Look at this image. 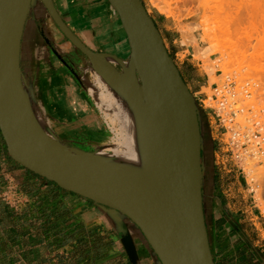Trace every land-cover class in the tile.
<instances>
[{"label":"crops","instance_id":"0c3cea01","mask_svg":"<svg viewBox=\"0 0 264 264\" xmlns=\"http://www.w3.org/2000/svg\"><path fill=\"white\" fill-rule=\"evenodd\" d=\"M52 1L90 51L113 58L116 62L109 64L121 63L117 73L125 72L131 62L123 64L130 55L128 42L107 0ZM46 13L39 0H32L19 45L21 85L38 105L48 135L86 152L91 139L103 136V121L90 112L89 94L83 88L74 93L70 73L57 67L47 43L58 35ZM201 142L202 206L214 264H264L263 222L247 182L238 167L220 172L202 134ZM0 264L160 262L128 218L25 169L9 156L0 133Z\"/></svg>","mask_w":264,"mask_h":264},{"label":"water","instance_id":"95a60500","mask_svg":"<svg viewBox=\"0 0 264 264\" xmlns=\"http://www.w3.org/2000/svg\"><path fill=\"white\" fill-rule=\"evenodd\" d=\"M39 1L70 44L93 61L95 53L66 26L53 1ZM107 1L126 34L140 85L138 104L156 166L153 192L81 161L72 148L42 131L20 105L14 77L20 73V38L32 0H0V133L7 152L59 188L128 218L160 264H214L202 206V142L195 100L141 0Z\"/></svg>","mask_w":264,"mask_h":264},{"label":"rangeland","instance_id":"374dc122","mask_svg":"<svg viewBox=\"0 0 264 264\" xmlns=\"http://www.w3.org/2000/svg\"><path fill=\"white\" fill-rule=\"evenodd\" d=\"M141 2L155 22L163 44L182 75L196 105L197 99H202L204 94L211 95L212 84L221 85L227 77L237 83L244 79L257 80L260 88L264 90V0H141ZM166 2L170 4V10L175 17L160 12L159 7ZM46 15L49 17L47 13ZM49 19L51 20L50 17ZM180 28L192 32L195 42L181 36ZM205 28L210 31L205 32ZM54 32L58 35V40L54 37L55 41L53 43L50 41L47 45L56 54L57 67L67 69L70 73L69 78L74 93L84 89L89 94L90 112L97 113L103 121L104 134L102 139H99L102 141L91 139V147L83 152L95 153L99 146H112L117 140V132L96 102L95 93L99 94L103 89L95 85L90 68L93 61L79 54L56 26ZM207 32L209 37L205 36ZM73 52L76 55L71 57L70 54ZM129 60L130 55L123 64ZM110 65L118 73L122 72L121 63H110ZM90 88L94 91L92 92ZM197 92L200 94H195ZM32 101L37 105L33 98ZM74 103L76 106V101ZM36 108L40 112L38 105ZM197 108L203 141L212 151L213 159L216 160L215 166L220 172L229 170L232 166L237 169L240 165L223 153L224 149L219 141L220 137L217 135V127L211 113L207 109L202 110L199 106ZM105 152L114 155L112 150ZM244 171L247 174V182L250 184L252 181L257 186L254 196H251L256 206V214L263 222L264 228V220L261 217L264 216V184L261 188L258 185L261 182L260 176H264V171L256 169L249 174L246 165ZM239 176L242 177L241 174Z\"/></svg>","mask_w":264,"mask_h":264},{"label":"bare ground","instance_id":"6f19581e","mask_svg":"<svg viewBox=\"0 0 264 264\" xmlns=\"http://www.w3.org/2000/svg\"><path fill=\"white\" fill-rule=\"evenodd\" d=\"M170 7V4L166 2L159 7V10L163 14L174 16ZM207 30L210 31L208 28ZM207 30L205 28V32ZM180 31L181 36L186 40L195 42L192 32H188L186 29ZM207 35L210 36L208 32L205 36ZM110 61L116 62L111 57L94 54L90 68H92L95 85L103 89L102 91L98 90L99 94L94 92L96 102L99 108L104 111L106 118H109L113 128L116 129L117 140L112 146L99 147L95 153H85L77 149H72L71 152L86 164L134 187L152 193L156 181L155 158L140 113L138 104L140 85L134 74L136 73L134 65L131 60L130 64L126 66L125 72L119 75L115 69L108 67L107 64ZM21 86L20 73L17 72L14 77L16 97L29 117L48 135L49 132L43 124L30 95ZM95 87L93 88L95 89ZM90 89L92 92L94 91L92 88ZM50 137L57 141L51 134ZM106 150H112L114 155L107 154ZM245 165L249 174H252L256 169L264 171V167L257 166L251 161L245 162L243 167ZM263 178L264 176H260L259 187Z\"/></svg>","mask_w":264,"mask_h":264},{"label":"built area","instance_id":"2783aa9c","mask_svg":"<svg viewBox=\"0 0 264 264\" xmlns=\"http://www.w3.org/2000/svg\"><path fill=\"white\" fill-rule=\"evenodd\" d=\"M231 80L227 77L221 85L212 84L211 95L197 99V106L211 113L223 153L240 165V174L247 182L245 162L264 167V90L257 80ZM262 182L259 188L264 178ZM247 188L254 196L257 186L250 181Z\"/></svg>","mask_w":264,"mask_h":264},{"label":"trees","instance_id":"16d2710c","mask_svg":"<svg viewBox=\"0 0 264 264\" xmlns=\"http://www.w3.org/2000/svg\"><path fill=\"white\" fill-rule=\"evenodd\" d=\"M154 24H155V22H154ZM155 26H156V24H155ZM156 28H157V26H156ZM180 76L182 77V75L180 74ZM183 79V78H182Z\"/></svg>","mask_w":264,"mask_h":264}]
</instances>
